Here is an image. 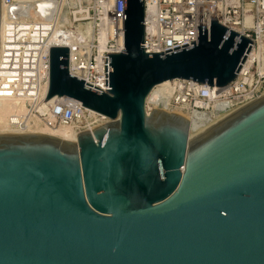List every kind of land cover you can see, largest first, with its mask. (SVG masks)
<instances>
[{
    "label": "water",
    "instance_id": "95a60500",
    "mask_svg": "<svg viewBox=\"0 0 264 264\" xmlns=\"http://www.w3.org/2000/svg\"><path fill=\"white\" fill-rule=\"evenodd\" d=\"M2 0H0V43ZM144 0H125V39L106 90L50 49L45 102L69 98L109 122L66 142L0 134V264H264V96L191 138L153 90L176 80L224 88L252 41L217 19L198 40L146 53Z\"/></svg>",
    "mask_w": 264,
    "mask_h": 264
},
{
    "label": "built area",
    "instance_id": "2783aa9c",
    "mask_svg": "<svg viewBox=\"0 0 264 264\" xmlns=\"http://www.w3.org/2000/svg\"><path fill=\"white\" fill-rule=\"evenodd\" d=\"M85 1L89 7H81L80 16L90 13L96 16L92 39L84 18L77 25L69 21L61 26L62 14L47 24L8 21L4 25L0 43V101L20 100L28 107L26 113L9 117L10 130L24 134L34 129L37 118L52 128L77 124L78 135L109 122L80 102L66 98H55L45 107V113L37 108L48 93L50 49L54 47L48 45V36L55 30L67 38L65 45L59 47L70 50L71 75L107 92L106 56L124 49L125 0ZM14 2L5 0V6ZM144 2L146 53H164L194 43L198 40V27H211L214 18L253 43L235 81L229 86L211 88L192 81H173V86L160 91L150 108L147 101L148 114L162 108L167 112L179 110L188 116H201L196 130L202 132L206 126L264 96V0Z\"/></svg>",
    "mask_w": 264,
    "mask_h": 264
},
{
    "label": "bare ground",
    "instance_id": "6f19581e",
    "mask_svg": "<svg viewBox=\"0 0 264 264\" xmlns=\"http://www.w3.org/2000/svg\"><path fill=\"white\" fill-rule=\"evenodd\" d=\"M17 1H18L17 5H19V6H15L16 3L14 2L15 3L14 7L11 8V6H10L11 9L9 8L10 10H8V7L5 6V0H2V10H3L2 21H1V34L2 35H3L4 27H5L4 25L6 24V22H8L7 19L8 20L9 19H11V20L17 19L19 21V18L22 17L23 10L25 9L26 11H28L27 10L28 8L26 6H22V5H24L26 1L29 4V2L31 0L30 1H28V0H17ZM44 1H47V0H44ZM44 1H41V2H44ZM49 2H51V1H49ZM49 2L47 1V4ZM53 2H55V4H49L47 6L44 4V6L47 7V8L45 7L46 9L43 7L45 10L43 8H41L44 11V12L40 11L41 15H43V13H47V14H44V16H42L41 18H40L41 15L40 16L38 15L37 17H39V22L42 21L44 24L54 22L55 21L54 18H56L57 15L59 16V14L56 13V10H57V11H60V14H62L60 17L61 26H63L64 24H67L69 22L67 10H68V6L70 5L71 1L70 0H64L61 3L57 2L58 4H56V0L55 1L53 0ZM53 2H51V3H53ZM31 3H33V1ZM35 3H37L39 5L40 1L38 0ZM35 3L33 4V7L35 6ZM40 6L41 5H39V7ZM31 7H32V5H31ZM37 8L38 7L36 6V9ZM31 11L34 12V10H31ZM37 11H38V9H37ZM37 11H35V13H39ZM24 13H27V12H24ZM36 15H33V16H36ZM30 17H32V15ZM23 18L25 19L24 15L22 17V20H23ZM34 19H35V17H34ZM35 20H38V19L36 18ZM87 27H88V33L92 39V37H93V34H92L93 33L92 32L93 31V23L87 24ZM66 40H67V38H64L59 30H55L51 35L48 36V45L49 46H64L66 43ZM171 86H173V82H166V83L158 86L148 98V107L150 108L152 103H156L160 91H162L163 89L169 88ZM66 99L69 101H73V102L76 101L74 99H69V98H66ZM51 101H53V100H51ZM51 101L50 102L44 101L40 104L41 106L37 107V108L39 109L40 112L45 113V107H47L48 103H52ZM27 109H28V107L20 100H8V101L7 100H1L0 101V134H16V135L17 134H23V132H19V131L17 132L15 130H10L7 125H8V121H9L8 119L10 116L15 115V114L26 113ZM170 113H176L178 115H181L191 122V134H190L191 138H193L197 134L201 133V131L196 130V127L199 125V121L203 117H201V116H196V117L188 116L186 113L179 111V110H175V111L170 112ZM34 123H35V126L37 128L30 129L28 132H25L24 134L49 135V136L58 138L60 140H63L66 142H72V143L77 141L78 135H76V130H75V127H76L75 125H77V124L70 126V127L61 126V127H58L57 130H51L50 126L43 125L39 121V119H35ZM215 123H217V122H213L212 124L206 126L207 128L205 127L202 130V132L204 130L212 127Z\"/></svg>",
    "mask_w": 264,
    "mask_h": 264
},
{
    "label": "rangeland",
    "instance_id": "374dc122",
    "mask_svg": "<svg viewBox=\"0 0 264 264\" xmlns=\"http://www.w3.org/2000/svg\"><path fill=\"white\" fill-rule=\"evenodd\" d=\"M28 1H30V0H28ZM33 1V3H31ZM42 1H44V0H42ZM48 2L49 1H51V2H53V0H47ZM47 1H44V2H41L40 1V3H39V5H41L40 7H39V5L37 4V3H35V2H37V0H31L30 2H29V4L27 3V1L25 2V4L24 5H22V6H26L27 8V10L28 11H26L25 9L23 10V13H22V17H23V15H24V17H25V19L23 18V20H22V17H20L19 18V21L17 20V19H13V20H11V19H7V21H13V22H20V21H27V22H31V23H33V22H38L39 23V17H37L38 15L40 16L41 15V12L40 11H43V9L47 6V5H49V4H55V2H53V3H51V2H49L48 4H47ZM55 1V0H54ZM62 1H64V0H56V4H58L57 2H59V3H61ZM71 2H70V5L68 6V10H67V14H68V20L69 21H71V22H74L75 23V25H77L78 24V21H80L82 18H84L86 21L84 22V23H86V24H90V23H93L94 21H95V18H96V16L94 15V14H92V13H90V15L89 16H80V13H81V7L83 8L84 7V5H86V1L85 0H70ZM15 3H16V5L15 6H19V5H17V3H18V1L17 0H15ZM15 3H13L12 5H10L11 6V8L12 7H14V4ZM35 3V6L33 7V4ZM27 4V5H26ZM43 4V5H42ZM44 4L46 5V6H44ZM31 5H32V7H31ZM10 6H7L8 7V10H10L11 8H10ZM21 6V5H20ZM29 6V7H28ZM36 6L38 7L37 9H38V11H37V9H36ZM44 7V8H43ZM86 7L88 8L89 6H87L86 5ZM10 8V9H9ZM34 8V9H33ZM41 8H43V9H41ZM47 8V7H46ZM45 8V9H46ZM34 10V12H32L31 10ZM36 9V10H35ZM41 9V10H40ZM44 9V10H45ZM30 10V11H29ZM35 11H37V12H39V13H35ZM48 11V10H47ZM24 12H27V13H24ZM44 12V11H43ZM31 13V14H30ZM34 13V14H33ZM56 13L57 14H60V11H57L56 10ZM28 14V15H27ZM37 14V15H36ZM44 14H47V13H43V15H41L40 16V18L42 17V16H44ZM32 15V17H30ZM33 15H36V16H33ZM34 17H35V19L37 18L38 20H35L34 19ZM32 18V19H31ZM21 19V20H20ZM93 25H94V23H93ZM93 34V33H92ZM37 119V118H36ZM59 127V126H58ZM58 127H55V128H52V127H50V129L51 130H57L58 129ZM35 128H37L36 126L34 127V129Z\"/></svg>",
    "mask_w": 264,
    "mask_h": 264
}]
</instances>
